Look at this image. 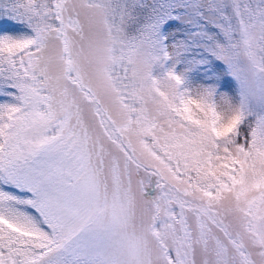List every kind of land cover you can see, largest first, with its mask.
I'll list each match as a JSON object with an SVG mask.
<instances>
[{
	"label": "snow or ice",
	"instance_id": "snow-or-ice-1",
	"mask_svg": "<svg viewBox=\"0 0 264 264\" xmlns=\"http://www.w3.org/2000/svg\"><path fill=\"white\" fill-rule=\"evenodd\" d=\"M0 264H264V0H0Z\"/></svg>",
	"mask_w": 264,
	"mask_h": 264
}]
</instances>
